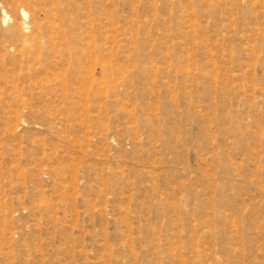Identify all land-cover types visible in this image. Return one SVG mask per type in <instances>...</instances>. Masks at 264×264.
Wrapping results in <instances>:
<instances>
[{
	"label": "rangeland",
	"instance_id": "rangeland-1",
	"mask_svg": "<svg viewBox=\"0 0 264 264\" xmlns=\"http://www.w3.org/2000/svg\"><path fill=\"white\" fill-rule=\"evenodd\" d=\"M0 264H264V0H0Z\"/></svg>",
	"mask_w": 264,
	"mask_h": 264
}]
</instances>
